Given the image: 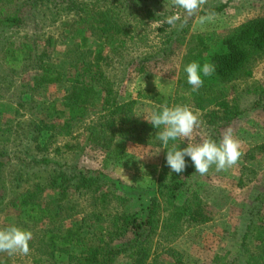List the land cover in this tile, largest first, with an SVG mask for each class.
Returning <instances> with one entry per match:
<instances>
[{
  "label": "trees",
  "instance_id": "16d2710c",
  "mask_svg": "<svg viewBox=\"0 0 264 264\" xmlns=\"http://www.w3.org/2000/svg\"><path fill=\"white\" fill-rule=\"evenodd\" d=\"M145 1L23 0L14 3L12 11L8 9L10 0H0L2 33L21 28L23 6H48L59 15L56 38L47 36L39 46L34 37L24 35L18 41L6 39L0 49V69L6 70V77L14 80L22 73L29 74L19 95L23 102L32 101L41 110L36 97L44 95L49 87L63 88L59 104L51 103L46 115L39 113L42 118L32 111L22 128H26V142L40 152L30 160L32 166H42L30 173L33 180L25 177L27 163L20 155H15L19 169L10 179L4 177L7 163L0 159V213H5L4 221L10 226L32 232L29 248L49 264H115L120 258L128 264H197L185 261L172 247L187 228L211 220L200 195L185 193L195 168L186 157L188 166L182 175L171 171L166 164L167 148L156 136L162 129L154 128L147 118L136 117V108H150L149 118L165 103L187 105L212 131L230 125L241 114L239 98L243 94L238 93V84L250 79L255 65L264 59V16L223 31L218 48L211 54H207L203 41L197 48H189L171 94L150 91L144 97L147 101H143L137 92V97L126 99L118 92L121 79L112 81L105 71L115 58L121 60L136 43L144 41L141 32L148 22L161 20ZM58 45L64 46L62 51ZM193 61L201 67L204 63L215 67L210 76L202 75L203 86L196 92L187 83L184 71ZM249 91L256 95L254 105L264 112V88L257 86ZM79 129H83L88 144L100 146L113 160L125 154L119 141L161 150L154 193L144 215L120 210L127 200L119 193L117 181L106 182L101 173L77 165L60 166L49 158L50 148L55 153L70 150L72 144L59 148L55 144L60 137H70ZM15 132L10 123L0 120L1 145L5 146L3 141ZM173 145L181 149L187 146L181 138L169 141L168 147ZM263 157L264 143H260L243 158L247 162ZM255 176L253 169L242 165L237 185L244 187ZM26 180L30 183L24 184ZM81 198L88 201L86 206ZM249 233L257 246L255 252L242 245L239 256L221 264H264V222L248 224L246 235ZM1 256L0 264H10L6 255Z\"/></svg>",
  "mask_w": 264,
  "mask_h": 264
},
{
  "label": "rangeland",
  "instance_id": "374dc122",
  "mask_svg": "<svg viewBox=\"0 0 264 264\" xmlns=\"http://www.w3.org/2000/svg\"><path fill=\"white\" fill-rule=\"evenodd\" d=\"M22 1L10 0L8 9L14 11V3ZM144 4L159 15L161 20L148 22L141 32L142 36H145L144 41L136 43L126 55L120 57L121 60L115 58L105 71L112 81L121 79L117 88L120 96L126 99L137 97V92L142 94L143 101H147L144 97L150 95L148 94L150 91L163 95L171 94L180 76L183 56L189 48H197L199 41H203L208 47L207 54H211L218 48L223 31L234 28L246 20L264 16V0H207L197 16L189 18L183 26L177 22L173 27L162 22L166 17L176 13L183 18L184 12L174 6L172 0H146ZM33 7V4L23 6L24 22L21 28L8 33H2L0 28V49L6 39L18 41L24 35L34 37L39 46L43 45V40L47 36L57 37L60 31L59 19L56 17L59 16L58 12L48 10L47 8H50L48 6L42 5L38 8L35 6L34 9ZM213 9L216 13L215 20L200 25L198 16ZM63 48L62 45L57 46L60 51ZM6 76V70L0 69V120L2 123H10L12 132L13 130L19 132L12 133L7 142L3 141L5 146L0 144V152L3 155L0 159L7 163L4 177L10 179L14 171L19 169L15 155H20L27 163L25 177L30 176L33 180V174L30 173L39 171L42 166H32L30 160L40 152L34 149L33 144L26 142L24 135L26 128L23 131L22 128L25 120L32 115V111L42 118L51 103L59 104L63 88L49 87L44 95L36 97L41 103V110H38L32 101L23 102L19 97L21 89L28 82L29 74L22 73L15 76L14 80ZM257 86L264 88V59L255 65L250 79L238 84V93L243 94L239 98L241 114L227 126L231 127L236 138L242 141V155L238 163L220 172H217L213 165L207 175L195 173L187 181L185 193L196 192L200 195L207 205V212L211 218L206 224L187 228L172 244V247L189 263L231 262L240 255L242 245L251 253L256 250L253 236L250 233L246 235V229L250 223H259V220L264 222V157L247 162L243 157L251 147L264 143V112L254 105L256 95L249 91L250 88ZM16 109L18 114L15 112ZM149 113L150 108L138 105L135 116L146 119ZM225 128L215 132L202 123L201 129L192 137L191 142H200L202 138L210 137L219 143ZM181 140L186 145L189 142L184 138ZM65 143L72 144V148L62 149L56 153L52 151L54 148H50L49 158L54 163L64 167L77 165L97 175L101 173L106 182L117 181L119 193L127 200L120 210L145 214V208L154 193L161 160L160 149L119 141L124 146L125 154L118 161L113 160L100 146L93 147L85 141L83 129L77 130L70 137L64 139L60 137L55 145L59 148ZM26 149L29 151L25 152ZM242 165L253 169L256 176L246 186L239 187L237 183ZM50 169L51 167L46 168L45 173ZM26 181L24 184L30 183V180ZM106 186L108 185L105 183ZM6 189L9 191V187L6 186ZM81 201L85 206L88 203L84 198H81ZM81 201L80 204L84 206ZM4 214L0 213V229L10 227V222L4 221ZM29 249L28 255L1 254L8 257L10 264H49L44 257H39L31 248ZM1 254L0 263H3ZM115 264L128 263L120 258Z\"/></svg>",
  "mask_w": 264,
  "mask_h": 264
},
{
  "label": "clouds",
  "instance_id": "9594fccd",
  "mask_svg": "<svg viewBox=\"0 0 264 264\" xmlns=\"http://www.w3.org/2000/svg\"><path fill=\"white\" fill-rule=\"evenodd\" d=\"M207 0H172V4L183 10L184 16L179 13L170 15L162 23L175 27L177 22L181 26L187 23L189 18L197 16ZM216 13L206 11L204 15L198 16V23L204 25L214 21ZM187 83L192 91L196 92L203 86L204 77L210 76L214 71V65L204 63L203 66L196 62H190L185 66ZM145 119V118H144ZM154 128L162 129L156 136L163 146L167 148L166 164L172 172L183 174L187 168L186 157L191 159L195 172L201 176L207 175L209 169L214 165L217 172L225 171L235 166L242 153L240 141L234 135L233 129H224L222 138L217 143L210 137L202 138L200 142H191L192 137L202 127V121L197 112L187 105L169 106L167 103L159 106V111H153L146 119ZM184 138L189 141L183 149L175 145L168 147L169 141ZM142 159V158H141ZM31 231L24 230L17 226H10L0 229V253H7L9 256L29 254V242L32 240Z\"/></svg>",
  "mask_w": 264,
  "mask_h": 264
}]
</instances>
